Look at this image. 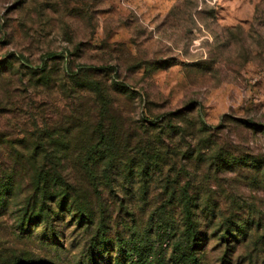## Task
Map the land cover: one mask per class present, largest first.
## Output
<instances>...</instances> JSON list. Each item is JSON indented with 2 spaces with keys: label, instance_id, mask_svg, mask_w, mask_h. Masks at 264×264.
Instances as JSON below:
<instances>
[{
  "label": "rangeland",
  "instance_id": "obj_1",
  "mask_svg": "<svg viewBox=\"0 0 264 264\" xmlns=\"http://www.w3.org/2000/svg\"><path fill=\"white\" fill-rule=\"evenodd\" d=\"M190 247L264 264V0H0V264Z\"/></svg>",
  "mask_w": 264,
  "mask_h": 264
},
{
  "label": "trees",
  "instance_id": "obj_2",
  "mask_svg": "<svg viewBox=\"0 0 264 264\" xmlns=\"http://www.w3.org/2000/svg\"><path fill=\"white\" fill-rule=\"evenodd\" d=\"M84 70L83 73L84 75L86 74L88 76V71ZM48 171H44L42 169H37L35 168L34 170V176H33V183L35 186L38 187V190L41 192L42 197H46L48 194L47 193V189L46 186H44L43 184L46 183L49 179H48V175H47ZM185 259V263L186 264H195L196 262V258H195V253H193V249L190 247V251L187 252ZM28 264V263H27ZM30 264V263H29Z\"/></svg>",
  "mask_w": 264,
  "mask_h": 264
}]
</instances>
